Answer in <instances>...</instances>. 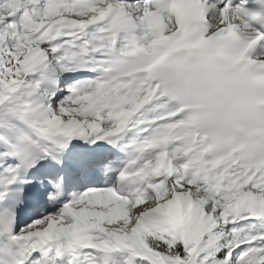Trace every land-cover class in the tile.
I'll use <instances>...</instances> for the list:
<instances>
[{
  "label": "snow or ice",
  "instance_id": "obj_1",
  "mask_svg": "<svg viewBox=\"0 0 264 264\" xmlns=\"http://www.w3.org/2000/svg\"><path fill=\"white\" fill-rule=\"evenodd\" d=\"M0 264H264V0H0Z\"/></svg>",
  "mask_w": 264,
  "mask_h": 264
}]
</instances>
